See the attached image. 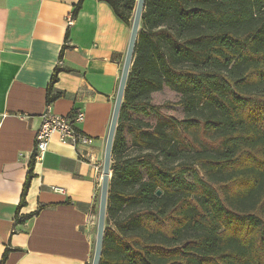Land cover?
Here are the masks:
<instances>
[{
    "label": "trees",
    "instance_id": "trees-1",
    "mask_svg": "<svg viewBox=\"0 0 264 264\" xmlns=\"http://www.w3.org/2000/svg\"><path fill=\"white\" fill-rule=\"evenodd\" d=\"M103 1L131 25L136 0ZM162 92L177 100L153 103ZM263 122L264 0H145L99 264H264ZM32 177L33 160L18 208Z\"/></svg>",
    "mask_w": 264,
    "mask_h": 264
},
{
    "label": "crops",
    "instance_id": "crops-1",
    "mask_svg": "<svg viewBox=\"0 0 264 264\" xmlns=\"http://www.w3.org/2000/svg\"><path fill=\"white\" fill-rule=\"evenodd\" d=\"M0 0V260L4 264H91L107 134L131 25L103 0ZM68 37L65 41V35ZM63 44L65 47L62 48ZM61 53V56L59 57ZM70 115L90 145L57 135L34 158V136L47 106ZM33 160L25 203L18 208ZM52 186L65 188L55 192Z\"/></svg>",
    "mask_w": 264,
    "mask_h": 264
},
{
    "label": "water",
    "instance_id": "water-1",
    "mask_svg": "<svg viewBox=\"0 0 264 264\" xmlns=\"http://www.w3.org/2000/svg\"><path fill=\"white\" fill-rule=\"evenodd\" d=\"M144 5H145V0H136L134 13L131 21V32H130L129 43L122 65L119 86L115 98L109 130L107 134L104 157H103L102 178L100 185L97 231H96L95 246H94L91 264H99L100 261L102 243H103V234H104L108 182L111 175L110 163H111L113 138L117 126L127 75L129 73V68L132 64V60L134 56L135 43L139 31V23L141 19V13L144 9ZM159 193L160 191L157 192V194Z\"/></svg>",
    "mask_w": 264,
    "mask_h": 264
},
{
    "label": "built area",
    "instance_id": "built-area-1",
    "mask_svg": "<svg viewBox=\"0 0 264 264\" xmlns=\"http://www.w3.org/2000/svg\"><path fill=\"white\" fill-rule=\"evenodd\" d=\"M72 13L67 16V23L73 21ZM84 113L82 110H75L70 115H59L53 113L50 104L40 115V124L34 136V158H39L48 147L49 140L55 134L61 143L71 145H90L92 138L83 133L78 125L82 122ZM55 192L65 193V188L52 186Z\"/></svg>",
    "mask_w": 264,
    "mask_h": 264
},
{
    "label": "rangeland",
    "instance_id": "rangeland-1",
    "mask_svg": "<svg viewBox=\"0 0 264 264\" xmlns=\"http://www.w3.org/2000/svg\"><path fill=\"white\" fill-rule=\"evenodd\" d=\"M175 100H177V97L174 94L162 92V93H157L156 95H154L153 103L161 104L165 101H175ZM163 111L168 114L173 115L176 118H180L183 115L182 109L179 106H171L169 109H163ZM263 127H264V122H263ZM198 139H201V138L199 137ZM204 144L206 143L204 142ZM206 146L208 145L206 144ZM131 152L133 154L137 153L135 149L132 150Z\"/></svg>",
    "mask_w": 264,
    "mask_h": 264
}]
</instances>
